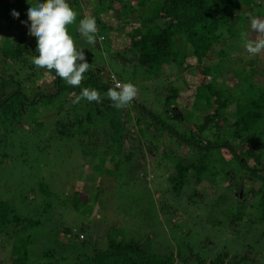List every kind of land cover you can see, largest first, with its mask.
Segmentation results:
<instances>
[{
  "label": "rangeland",
  "instance_id": "374dc122",
  "mask_svg": "<svg viewBox=\"0 0 264 264\" xmlns=\"http://www.w3.org/2000/svg\"><path fill=\"white\" fill-rule=\"evenodd\" d=\"M79 1L80 12L73 9L77 17L94 16L101 3L106 21L119 14L115 2L116 9L109 11L104 0ZM126 1L128 5L124 11L134 12L124 19V25H114L120 32L143 25L140 15L135 12L139 0ZM2 2L0 0V35L4 33L5 36L0 40L11 44V41H18L17 35L28 33L29 29L20 28L11 33V28L7 27L11 25V12L15 10L19 17L24 16L30 4L43 0H6L7 8ZM256 2L257 9L244 6L235 12V15L246 18L243 29L249 37L256 36V33L250 34L249 15L264 18V0ZM75 29H78L77 24ZM68 32L77 48H82L84 53L90 52L97 66H103L106 75L115 76L121 83L135 85L137 104L161 123L172 125L185 140L191 136V126L201 125L203 117L212 115L216 107L213 99L209 101V108L198 103L193 106L194 93L200 86H213L221 100L228 101L212 121L205 122L201 137L192 140V144L200 148L168 140L165 132L156 124H147L148 120L129 103L124 107L128 116L127 140L120 145V153L125 157L116 155L118 145H114V149H105L109 122L103 119V109L97 115L88 105L82 104L85 112L89 109L92 115L89 121L93 123V130L85 135H79L77 128H70L67 136L61 138L54 135L52 130L56 128V121H62V117L69 113L67 103L77 104L73 103L75 96L72 93L66 96L62 105L31 106L17 123L11 122V115L7 114L4 119L1 113L0 200L13 206L18 217L42 224L32 230V237V231L24 234L32 240L25 264H72L78 256L104 250L105 236L110 229L114 230L116 242L123 239L141 251L171 257L173 264H197L196 256L204 257L209 263L221 253L228 256L222 264H264V226L258 221V196L252 198L250 194L263 191L264 181L247 177V171L238 161L224 153L225 148H204L205 144L220 145L227 141L233 150L239 152L240 142H229L226 136L234 128L233 104L238 98L249 99L246 93L241 95L242 90L252 87L257 91L264 87V51L256 56L250 55L241 34L238 38L228 39L222 30L213 50L200 64L207 73L196 72L194 59L189 51L184 50L186 58L181 64L169 66L159 79H151L139 68L114 60L113 53L120 49L116 39L104 47L106 36H97L96 42L102 44L101 51H98L95 44H87L82 36L74 37L72 26L68 27ZM29 39L33 40V36L29 35ZM178 39L175 45L179 43ZM221 49H225L224 53L217 54ZM102 81L113 84L111 76L109 79L104 76ZM166 82L178 91V99L171 107L182 117L179 123L168 118L162 105V88ZM37 83L38 87L49 85L48 81ZM201 90L206 94L203 87ZM59 105L54 115L53 109ZM121 120H125L124 117ZM98 124H103L106 129L96 126ZM255 126L263 129V120ZM248 137L252 145L264 144V134L251 133ZM252 153L260 164L258 175L263 176L264 149ZM177 157L178 161L188 159L187 164L203 157L208 178L195 184L193 174L182 166L180 174L185 179L179 184L180 192L174 194L169 180L174 174L173 162ZM241 159L252 166L251 157L244 155ZM41 186L46 194L40 191ZM73 193L80 194L85 202L79 200L73 207ZM234 215L243 217L241 222L237 221V227L228 224ZM10 243L6 237H0V264H9ZM44 252L48 254L46 257L42 255ZM234 256L237 257L233 260ZM241 256L245 260L237 262Z\"/></svg>",
  "mask_w": 264,
  "mask_h": 264
},
{
  "label": "trees",
  "instance_id": "16d2710c",
  "mask_svg": "<svg viewBox=\"0 0 264 264\" xmlns=\"http://www.w3.org/2000/svg\"><path fill=\"white\" fill-rule=\"evenodd\" d=\"M2 1V4L6 7V0ZM104 1L106 2V9L109 11L116 9L113 5L115 2L119 14L106 21L103 17L104 7L102 3L98 6L97 12L93 17H95L97 23V36H106L107 38H105L106 43L103 46L105 47L113 39H116L118 46L120 45V49L113 53L112 57L114 60L119 61L120 64L125 66L129 65L132 68H139L151 79H159L163 75L165 68L167 69L169 66L176 67V65L181 64L186 58L184 50L189 51L190 53L188 54L194 59L193 68L196 72L201 75L207 73V70L201 67L200 64L202 60L206 59L208 53L213 50L214 45L219 40L221 31H225L228 39H235L242 32L246 33L243 29L246 18L244 15H235V12L244 6H249L252 9L258 8L256 0H139L136 3L137 9L135 12L138 13V16L140 15L143 25L120 32L114 28V25H124V19L134 11H130L128 8V12L127 10L124 11L127 4L126 0ZM66 2L71 7H74L75 11L80 12L79 0H66ZM80 19H82L81 16H78L76 18L77 23L69 25L70 27L72 26L74 37L81 36L77 29H75L76 24L79 25ZM7 27L11 28V33H16L17 29H27L30 27V22H27L25 14L18 19L11 16V25H7ZM249 30L251 31V29ZM251 33L254 32L251 31ZM2 36H5L4 33L0 35V37ZM16 38L18 41H11V44L7 43V40H0V114L2 113L3 118L7 119V114H9L11 115V122L17 123L23 118L25 110L30 109L31 106L49 107L54 103L62 105L65 104V98L70 93L79 95L83 88L95 89L100 95L102 94L100 102H87L85 99H81L79 105L78 103H67L69 105L68 115L63 116L62 121H56V128L52 132L55 133L54 135L57 138H61V136H67L70 128L73 130L77 128L79 135H85L88 131L93 130V123L90 124L89 121L92 115L88 110L92 111L93 109L94 113L99 115L102 113L100 110L103 109V112L105 111L103 119L105 122H109V127L106 129L105 126L103 127V124L96 126H102V129L107 130L106 137H108V140H105L107 143L105 149H114L113 146L118 145L115 148L117 154L114 152L115 150L111 151L116 155L125 157L120 153V145L124 144L127 140V136H125L128 132L126 128L127 111H124V108L115 109L114 107L113 109L112 101L106 96L107 90L113 87V84L110 82L103 83L102 81L104 76H107L108 79L110 76H113L106 75L103 71V66L98 67L94 62V58L92 59L90 52H85L84 55L90 64V68L84 74V79L79 87L69 86L60 78L52 79L51 76L55 75L54 72L48 74L45 69H38L31 63L32 55H38L35 52L36 38L34 36L33 40H30L28 33L24 32L17 35ZM177 39L179 43L175 45L174 42ZM243 42L245 41L243 40ZM100 46L102 44L96 42L94 48L101 51ZM224 51L225 49H221L216 53L221 55ZM237 61L239 60L237 59ZM38 81H48L49 85L47 87H38ZM202 87L206 91V94L202 92ZM162 89L164 111L168 113L169 119H174L175 122L179 123L182 117L178 115L179 113L176 109L171 107L178 99V91L176 87L167 82L164 83ZM253 90L254 88L252 87L248 90H242L241 95L244 93L247 96L249 95L248 100H244L246 97L243 100L241 98L235 100L233 104L235 108L234 128L226 135L229 142L230 140L240 142L239 152H237L238 150H233L231 144L227 141L225 143L228 144H205L204 148H225L226 152L224 153L227 154L228 158L230 157L238 161L243 169L247 171V177L264 181V173L263 176L258 175L260 164L252 156L254 150L264 149V144L252 145L249 137L247 138L251 133L264 134V128L259 130V127L255 126L261 120L264 123V87L257 91ZM211 99H213L216 105L213 114L205 115L201 125L191 126L192 133L190 135L193 138L189 136V138L187 137L188 140H185L184 136H180L172 125L169 126L161 123L154 115L138 105L135 99L130 103L133 109H136L142 114L144 119L148 120L147 124H156L158 129L165 132L168 140L174 139L187 144V147L200 148V146L192 144V140L201 137L200 134L205 128V122L212 121L215 115L218 114L219 109L227 105L226 100L228 101V99L221 100L219 92L209 84L200 86L193 96V106H196L198 103L209 108V101ZM8 103L11 104V107L8 106ZM82 104L89 106L86 112L83 110L85 107ZM58 108H60V105L53 109L54 115L56 114L55 110ZM194 110L197 111V109ZM122 117L125 120H121ZM64 121H66V127L63 125ZM170 122L172 121L170 120ZM201 144L203 143L201 142ZM244 155L251 157L253 160H251V167L241 159V156ZM187 162L188 159H180L178 161V157L173 162L174 174L170 176L169 182L171 191L174 194L180 192L181 188H179V184L185 179L180 174L182 166H184L187 172L190 171L193 174L195 184H200L202 179L208 178L206 177L208 171L203 162V157H199L196 161L189 164ZM39 189L42 193L46 194V190L42 186ZM250 194L252 198L255 195L258 196L257 207L260 211L258 221L264 226V190L261 192L259 190L252 191ZM190 197L193 196L190 195ZM79 200L85 202L86 199L80 197L78 193H73L72 206L75 207ZM191 200L193 199H188V201ZM242 218V215H234L229 218L228 224H234V227H237L239 225L237 221L241 222ZM41 225L38 221L18 217L13 206L0 200V237H6L11 242L9 264L26 263L29 255L27 249L32 240L30 237H24V234L34 229L37 230ZM113 231L110 229L106 233V248L104 250H93L94 252L91 255L78 256L72 264H173L171 257L141 251L123 239L116 242ZM33 234L34 232L32 231L31 237ZM42 255L46 257L48 254L44 252ZM236 257L234 256L232 259L234 260ZM227 258V254L221 253L216 255L214 260L206 263L204 257L196 256L197 264H222V261ZM244 260L245 257L241 256L237 259V262Z\"/></svg>",
  "mask_w": 264,
  "mask_h": 264
},
{
  "label": "clouds",
  "instance_id": "9594fccd",
  "mask_svg": "<svg viewBox=\"0 0 264 264\" xmlns=\"http://www.w3.org/2000/svg\"><path fill=\"white\" fill-rule=\"evenodd\" d=\"M11 15L15 19L19 18L15 10ZM26 16L27 22H30L28 35L36 38L35 52L38 54L32 55L31 63L38 69H45L48 74L54 72L52 79L60 78L69 86L79 87L90 64L83 49L77 48L68 32L67 26L76 22L77 13L66 0H43L30 4ZM249 20L250 29L256 36L249 37L242 32L241 39L245 41L246 51L256 56L264 51V18L250 14ZM77 31L87 44H95L98 32L95 17L80 19ZM112 80L113 87L107 90L106 96L112 101L113 107L122 109L135 99L138 89L132 83H121L115 76ZM72 95L75 96L73 103H79L81 99L97 103L101 100L100 93L90 88H83L79 95Z\"/></svg>",
  "mask_w": 264,
  "mask_h": 264
}]
</instances>
